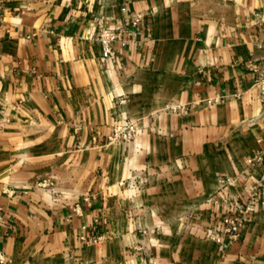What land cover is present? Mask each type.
<instances>
[{"label":"crops","instance_id":"obj_1","mask_svg":"<svg viewBox=\"0 0 264 264\" xmlns=\"http://www.w3.org/2000/svg\"><path fill=\"white\" fill-rule=\"evenodd\" d=\"M263 14L264 0H0L3 263L264 264L263 169L245 164L264 146ZM101 23L123 30L104 66ZM126 120L136 139L110 142ZM223 195L254 203L232 243L207 235L241 214Z\"/></svg>","mask_w":264,"mask_h":264},{"label":"built area","instance_id":"obj_2","mask_svg":"<svg viewBox=\"0 0 264 264\" xmlns=\"http://www.w3.org/2000/svg\"><path fill=\"white\" fill-rule=\"evenodd\" d=\"M138 19H135L132 23L135 25ZM258 25L264 28V14L258 19ZM123 30L109 26L107 23H101L97 30L96 39L101 46V55L99 62L102 66L106 64L107 60H114L116 58V49H114V42L118 41L122 37ZM264 47V42H263ZM262 66L259 69V80L264 81V59L262 60ZM255 70H258V66L253 65ZM261 97L264 102V82L261 86ZM138 129L136 125L131 121H124L114 126L112 134L109 137L110 142H123L130 143L136 139ZM245 164L248 167L260 165L263 169L262 178H264V146L259 151L252 153L245 160ZM237 178L230 179L227 176L219 178V184L223 188L233 187V184L237 182ZM44 184V183H43ZM45 185V184H44ZM221 200L228 204L229 212L239 210L240 215L231 216L230 214L224 216L221 219V226L210 230L207 235L215 243H221L223 239H227L229 243L235 242L240 239L242 229L246 223V218L253 208L252 200L247 205H241L239 203L232 202V197L229 195L220 196ZM0 264L3 263L2 255L0 254Z\"/></svg>","mask_w":264,"mask_h":264},{"label":"rangeland","instance_id":"obj_3","mask_svg":"<svg viewBox=\"0 0 264 264\" xmlns=\"http://www.w3.org/2000/svg\"><path fill=\"white\" fill-rule=\"evenodd\" d=\"M123 143V142H122Z\"/></svg>","mask_w":264,"mask_h":264}]
</instances>
